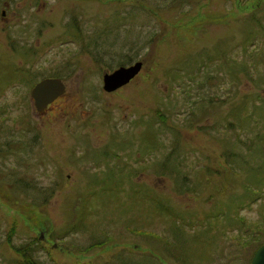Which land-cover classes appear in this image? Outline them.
Returning a JSON list of instances; mask_svg holds the SVG:
<instances>
[{
	"label": "rangeland",
	"instance_id": "374dc122",
	"mask_svg": "<svg viewBox=\"0 0 264 264\" xmlns=\"http://www.w3.org/2000/svg\"><path fill=\"white\" fill-rule=\"evenodd\" d=\"M6 1L22 13L0 22V264H178L167 240L181 259L250 264L264 245V0ZM141 61L105 92V73ZM52 78L67 93L41 114L30 92Z\"/></svg>",
	"mask_w": 264,
	"mask_h": 264
},
{
	"label": "water",
	"instance_id": "95a60500",
	"mask_svg": "<svg viewBox=\"0 0 264 264\" xmlns=\"http://www.w3.org/2000/svg\"><path fill=\"white\" fill-rule=\"evenodd\" d=\"M144 63L140 62L130 67H119L113 73H106L103 77L105 92H115L130 84L141 74ZM66 86L57 78L45 79L38 83L32 91L36 109L45 112L49 106L64 96ZM251 264H264V245L255 253Z\"/></svg>",
	"mask_w": 264,
	"mask_h": 264
},
{
	"label": "trees",
	"instance_id": "16d2710c",
	"mask_svg": "<svg viewBox=\"0 0 264 264\" xmlns=\"http://www.w3.org/2000/svg\"><path fill=\"white\" fill-rule=\"evenodd\" d=\"M115 1V0H114ZM113 1V2H114ZM175 1H178V0H175ZM185 1H187V0H185ZM179 2H180V5L182 4L181 3V1L179 0ZM184 3V2H183ZM157 9V8H156ZM152 12H154L153 10H151ZM156 12V11H155ZM73 22H77V18H75L74 19V21ZM76 27H77V29L81 32L82 31V29H80L79 28V26L76 24ZM93 35H91V36H84L83 37V35L81 36L82 38H84L85 40H87V41H89V44L88 45H86V46H84V51H87V53H89L92 57H93V59H94V61L95 62H97V64H103L104 62H106V61H104L105 60V58H104V55H106L107 53H108V50H106L105 51V53H104V55H100V56H98L99 54H101V53H103L102 51L101 52H99V51H95L96 49L98 50V46L99 45H101V44H103L104 45V43L102 42V43H100L99 41H92L91 40V37H92ZM114 44H116V43H114ZM113 44V45H114ZM113 45H111V46H113ZM110 49V48H109ZM30 53H32V54H35L34 52H30ZM107 63V62H106ZM105 64V63H104ZM124 65H127V64H124V63H122V64H119V66H124ZM111 66V65H110ZM112 68V67H111ZM17 70H19V71H22L23 73H25L26 71L25 70H23V69H20L19 67H18V69ZM64 79V78H63ZM161 117H162V120H163V122L165 123L166 122V118H167V116L166 115H160ZM159 116V117H160ZM162 170H165L166 169V166H163V168H161ZM186 175V176H185ZM188 174H185L184 173V181H186V182H189V178H188V176H187ZM176 177V176H175ZM178 187V186H177ZM179 190H182L180 187L178 188ZM187 190H188V192H189V189L187 188ZM185 192V191H184ZM186 193V192H185ZM52 196V195H51ZM47 199L46 200H48L49 198L48 197H46ZM169 211L170 212H172L171 211V209L169 208ZM188 217H191V216H186V217H183L185 220H187V219H189ZM179 218H181V217H178V219ZM190 220V219H189ZM240 222L242 223V226H244L245 225V223L243 222V220H242V218H240ZM177 226H178V224H176ZM180 228H181V226H180ZM181 234V233H180ZM264 236V230L262 229V231H261V236L260 237H263ZM110 236H106V238L104 239V241H97V240H94L93 239V242H91V244H89V246H86V247H84V249L86 250V251H92V250H94V249H98V248H102V247H104V246H106V245H109V243L108 242H110ZM161 238V237H160ZM162 240H167V238L166 239H164V238H162ZM93 243V244H92ZM108 243V244H107ZM164 243L166 244V246H167V249L169 250H171L172 249V251H171V255H172V258H174V260H176L177 261V263L178 264H204V263H200V262H198L197 260H194V262H192L189 258L188 259H181L180 258V256H178V255H176V252L174 251L175 250V246H177V244L175 243V242H173V241H164ZM248 245V244H247ZM260 246H262V244H260ZM260 246H258L257 248H255L254 250H253V252H254V254L256 253V251L260 248ZM80 249H82V248H80ZM33 251V250H32ZM70 251H72L73 253H82V251L81 250H79V249H73L72 250V248L69 250V252ZM34 252H36V251H33V253ZM29 254H31V255H29V256H27V259H26V262H25V264H42V263H40V262H38L37 260H36V258H35V254H32V252H30ZM32 256V257H31ZM33 258H34V260H33ZM253 258H254V255H253V257H252V259H251V262H252V260H253ZM38 262V263H37ZM124 264H126V263H124ZM133 264H135V262L133 261ZM251 264V263H250Z\"/></svg>",
	"mask_w": 264,
	"mask_h": 264
},
{
	"label": "flooded vegetation",
	"instance_id": "af4514ba",
	"mask_svg": "<svg viewBox=\"0 0 264 264\" xmlns=\"http://www.w3.org/2000/svg\"><path fill=\"white\" fill-rule=\"evenodd\" d=\"M245 1H249V0H245ZM255 2H256V0H254ZM38 2H39V0H36V2H32L33 3V5H37L38 4ZM4 3H9V4H7L6 6H5V4H4V6H1L0 5V8H2V11H0V22H4L5 20H7L8 22H12L13 24H14V17L13 16H15V17H17L16 15L18 14V12H20V13H22V11H21V9H17L15 12H14V10L12 9V8H10L11 7V5H12V3L9 1H6V2H4ZM257 4H259L260 5V2H257ZM9 9V10H8ZM23 9V8H22ZM10 10H11V13H12V15H10L9 13H10ZM20 10V11H19ZM19 17H21V16H19ZM12 23L11 24H9L8 25V27H12ZM262 26L264 27V25L262 24ZM6 28V27H5ZM5 28H3V29H5ZM20 69H23L24 70V68L23 67H19ZM29 69H31V68H29ZM29 69H26V71H27V73H29ZM134 80H136V79H134ZM133 80V81H134ZM66 86V85H65ZM32 92V91H31ZM30 92V95H32V93ZM66 93H67V86H66ZM66 93L64 94V95H66ZM26 96H28V94L26 95ZM64 97V96H63ZM59 100H61V99H59ZM58 100V101H59ZM58 101H56L54 104H56ZM53 104V105H54ZM46 112H49V109L46 111Z\"/></svg>",
	"mask_w": 264,
	"mask_h": 264
}]
</instances>
